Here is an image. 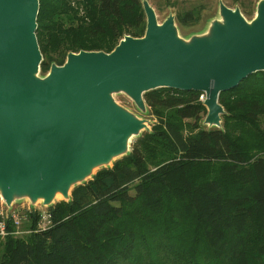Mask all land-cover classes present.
I'll use <instances>...</instances> for the list:
<instances>
[{
  "label": "trees",
  "instance_id": "16d2710c",
  "mask_svg": "<svg viewBox=\"0 0 264 264\" xmlns=\"http://www.w3.org/2000/svg\"><path fill=\"white\" fill-rule=\"evenodd\" d=\"M38 4L42 74L69 53L108 54L123 35L145 33L140 0ZM242 5L241 15L251 16ZM206 9L177 10V26L195 27ZM199 95L145 93L151 130L50 207L48 228L30 211L15 237L14 220L0 214V264H264V72L219 94V128L202 126Z\"/></svg>",
  "mask_w": 264,
  "mask_h": 264
},
{
  "label": "water",
  "instance_id": "95a60500",
  "mask_svg": "<svg viewBox=\"0 0 264 264\" xmlns=\"http://www.w3.org/2000/svg\"><path fill=\"white\" fill-rule=\"evenodd\" d=\"M38 0H0V196L66 197L73 182L122 154L143 124L119 109L124 93L144 110L143 95L157 89L205 95L203 125L219 128L222 92L264 72V2L248 25L238 9L220 3L223 24L210 39L183 42L172 16L161 25L143 5L142 38L126 36L106 54L69 53L62 66L37 77L42 57L35 31Z\"/></svg>",
  "mask_w": 264,
  "mask_h": 264
},
{
  "label": "rangeland",
  "instance_id": "374dc122",
  "mask_svg": "<svg viewBox=\"0 0 264 264\" xmlns=\"http://www.w3.org/2000/svg\"><path fill=\"white\" fill-rule=\"evenodd\" d=\"M236 1L238 2L234 3V0H140L142 10L144 4H147L153 10L155 15V20L158 25L163 24L168 19V17L172 16L174 18V25L176 27L177 36L185 43H191L193 40H198V39H206V40L210 39L213 24L215 23L223 24V20L220 15V9H219L220 3L231 10L238 9L240 12H241L240 3H242L247 8L249 7V9H251L252 11L251 16L244 17L242 15V18L248 25H250L256 18V11L259 3L264 2V0H236ZM168 4H174V6L170 7L168 6ZM199 5H203L207 8L206 11L202 13L204 20H202L195 27L182 28V29L179 28L175 21V17H174L175 12L181 8L189 9L191 7H197ZM143 14H144V10H143ZM144 18H145V14H144ZM145 24H146V18H145ZM126 36L128 35H123L121 39L118 41V44ZM47 75H48V71L42 74L39 68L37 74L38 78L43 79ZM111 99L119 109L127 113L133 119L141 122L144 126L143 129L139 131L137 134L129 137L126 150L122 154L114 157L108 163L100 164L93 167L90 173L86 177H84L80 181L73 182L67 191L66 197H61L58 199L55 197V195L58 194L56 193L54 195L53 200L48 205H44L42 199H37L35 201H32L29 197L25 195L24 196L16 195L13 198L11 204L9 206H6L0 196V214L3 216V218L9 215H13L17 219L18 225L15 228V233H14L15 237H20L22 235L23 233L22 229L26 225L25 221L27 218L26 216L27 213H29L30 211H34L39 215H41L47 213L48 209L50 207H53L57 203L62 201L63 202L69 201L71 197V192L75 187L81 185L84 182L91 180L92 177L98 171L112 167L114 162L122 159L123 157H125L127 154L130 153L131 148L135 143L137 137L151 130L152 125L155 123V119L151 116L150 110L146 106L144 99H143L144 110L138 109L136 105L132 102V100L124 93H113L111 95ZM205 112L207 113L206 109ZM206 113L205 116L202 117L203 121L206 118ZM220 121H221V116H220ZM202 126L205 129L212 128L209 125L206 124L203 125V122H202ZM36 226L39 227V221Z\"/></svg>",
  "mask_w": 264,
  "mask_h": 264
},
{
  "label": "built area",
  "instance_id": "2783aa9c",
  "mask_svg": "<svg viewBox=\"0 0 264 264\" xmlns=\"http://www.w3.org/2000/svg\"><path fill=\"white\" fill-rule=\"evenodd\" d=\"M204 100H205V95L200 94L198 97V101L203 103ZM9 217L14 220V225H15V227H17L18 222H17L16 217L13 215H9ZM49 226H50V215L48 213L41 214L40 219H39V228L45 229V228H48ZM5 235L6 234H5L4 225H3V223H0V237L3 238Z\"/></svg>",
  "mask_w": 264,
  "mask_h": 264
},
{
  "label": "bare ground",
  "instance_id": "6f19581e",
  "mask_svg": "<svg viewBox=\"0 0 264 264\" xmlns=\"http://www.w3.org/2000/svg\"><path fill=\"white\" fill-rule=\"evenodd\" d=\"M55 197L59 199V198H61L62 196L58 193V194L55 195Z\"/></svg>",
  "mask_w": 264,
  "mask_h": 264
}]
</instances>
